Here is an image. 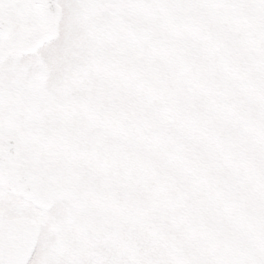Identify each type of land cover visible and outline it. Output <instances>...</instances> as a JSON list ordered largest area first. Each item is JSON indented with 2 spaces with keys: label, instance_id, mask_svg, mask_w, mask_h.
<instances>
[{
  "label": "rangeland",
  "instance_id": "rangeland-1",
  "mask_svg": "<svg viewBox=\"0 0 264 264\" xmlns=\"http://www.w3.org/2000/svg\"><path fill=\"white\" fill-rule=\"evenodd\" d=\"M57 1L17 60L35 0H0V135L55 187L0 203L13 264H264V0Z\"/></svg>",
  "mask_w": 264,
  "mask_h": 264
},
{
  "label": "water",
  "instance_id": "water-1",
  "mask_svg": "<svg viewBox=\"0 0 264 264\" xmlns=\"http://www.w3.org/2000/svg\"><path fill=\"white\" fill-rule=\"evenodd\" d=\"M42 13V20L45 25L44 36L29 47L28 53H35L43 44L50 42L56 32L60 9L57 7L56 0H38ZM12 25L7 22H0V39L7 41L11 34ZM6 145L0 151V186L4 192L13 193L26 200L43 211H48L52 205L53 192L43 180L29 174L25 164L16 156V149L5 140ZM11 160V163L6 162ZM19 162V165L14 164Z\"/></svg>",
  "mask_w": 264,
  "mask_h": 264
},
{
  "label": "flooded vegetation",
  "instance_id": "flooded-vegetation-1",
  "mask_svg": "<svg viewBox=\"0 0 264 264\" xmlns=\"http://www.w3.org/2000/svg\"><path fill=\"white\" fill-rule=\"evenodd\" d=\"M5 197H11L0 192V203L5 199ZM13 198V197H12ZM16 231V230H14ZM11 232V231H10ZM8 231L3 232V228L0 226V264H13V255L17 252L15 246H12L7 243ZM7 234L6 236L3 234ZM15 233V232H13ZM15 251V253H14Z\"/></svg>",
  "mask_w": 264,
  "mask_h": 264
},
{
  "label": "bare ground",
  "instance_id": "bare-ground-1",
  "mask_svg": "<svg viewBox=\"0 0 264 264\" xmlns=\"http://www.w3.org/2000/svg\"><path fill=\"white\" fill-rule=\"evenodd\" d=\"M31 261V260H30ZM29 264V263H28Z\"/></svg>",
  "mask_w": 264,
  "mask_h": 264
}]
</instances>
